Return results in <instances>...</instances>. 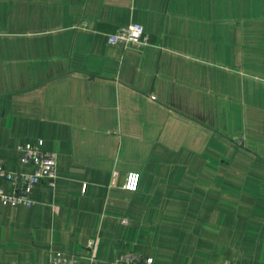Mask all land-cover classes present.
I'll use <instances>...</instances> for the list:
<instances>
[{
  "label": "crops",
  "instance_id": "0c3cea01",
  "mask_svg": "<svg viewBox=\"0 0 264 264\" xmlns=\"http://www.w3.org/2000/svg\"><path fill=\"white\" fill-rule=\"evenodd\" d=\"M38 139L57 177L0 202V264H264V0H0L3 166Z\"/></svg>",
  "mask_w": 264,
  "mask_h": 264
},
{
  "label": "built area",
  "instance_id": "2783aa9c",
  "mask_svg": "<svg viewBox=\"0 0 264 264\" xmlns=\"http://www.w3.org/2000/svg\"><path fill=\"white\" fill-rule=\"evenodd\" d=\"M107 44H120L123 48L141 50L149 44V36L143 26L139 23H130L124 26H116L114 30L106 34ZM233 142L241 145L243 136H232ZM19 162L30 164L33 167L31 173L19 170H9L3 166L0 160V178L10 183L13 192L5 193L0 188V202L2 204H23L32 206L35 200L31 197L33 188L39 183H46L53 187L56 173V152L46 151L43 148L42 139L32 143H23L16 146ZM140 182V174L135 171H128L125 174L122 188L128 192H135ZM82 186L81 192L84 191ZM94 241L90 240L88 248H93ZM113 264H153L151 257L136 252H126L118 256ZM47 264H79V257L76 254L50 251ZM222 264H238L233 260H224Z\"/></svg>",
  "mask_w": 264,
  "mask_h": 264
}]
</instances>
